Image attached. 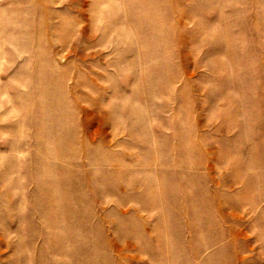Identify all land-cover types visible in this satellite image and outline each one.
Returning a JSON list of instances; mask_svg holds the SVG:
<instances>
[{
	"label": "rangeland",
	"instance_id": "1",
	"mask_svg": "<svg viewBox=\"0 0 264 264\" xmlns=\"http://www.w3.org/2000/svg\"><path fill=\"white\" fill-rule=\"evenodd\" d=\"M0 264H264V0H0Z\"/></svg>",
	"mask_w": 264,
	"mask_h": 264
}]
</instances>
